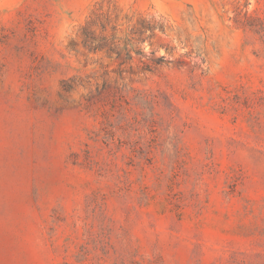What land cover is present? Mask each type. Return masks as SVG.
<instances>
[{
	"label": "rangeland",
	"instance_id": "1",
	"mask_svg": "<svg viewBox=\"0 0 264 264\" xmlns=\"http://www.w3.org/2000/svg\"><path fill=\"white\" fill-rule=\"evenodd\" d=\"M0 264H264V0H0Z\"/></svg>",
	"mask_w": 264,
	"mask_h": 264
},
{
	"label": "trees",
	"instance_id": "2",
	"mask_svg": "<svg viewBox=\"0 0 264 264\" xmlns=\"http://www.w3.org/2000/svg\"><path fill=\"white\" fill-rule=\"evenodd\" d=\"M144 34H145V31H141V34L140 35H141V40L142 41H144L146 39V37L144 36ZM117 53H118V55H121L122 52H117Z\"/></svg>",
	"mask_w": 264,
	"mask_h": 264
}]
</instances>
